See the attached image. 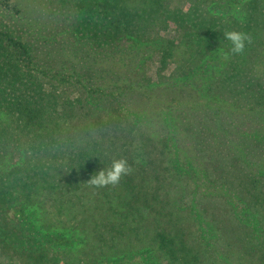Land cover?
Instances as JSON below:
<instances>
[{"label": "trees", "instance_id": "obj_1", "mask_svg": "<svg viewBox=\"0 0 264 264\" xmlns=\"http://www.w3.org/2000/svg\"><path fill=\"white\" fill-rule=\"evenodd\" d=\"M49 1L0 0L16 20L12 30L0 26V158L21 146L12 168L0 160L1 253L70 245L41 233L29 206L44 202L61 222L56 200L85 213L82 198L92 195L104 199L93 209L103 221L115 214L112 228L118 218L130 231L129 214L154 216L166 234L161 259L138 248L98 264H264V0H191L182 11L172 0L180 23L166 37L145 13L168 0ZM197 1L200 18L182 22ZM72 11L79 31L56 27V15L67 23ZM230 30L250 39L239 54L224 37ZM166 65L174 68L162 76ZM119 158L133 168L119 185L88 183ZM121 196L126 213L116 215L112 198ZM93 225L106 242V228ZM234 226L248 228L257 247L246 252Z\"/></svg>", "mask_w": 264, "mask_h": 264}, {"label": "rangeland", "instance_id": "obj_2", "mask_svg": "<svg viewBox=\"0 0 264 264\" xmlns=\"http://www.w3.org/2000/svg\"><path fill=\"white\" fill-rule=\"evenodd\" d=\"M151 0H135L136 4L150 2ZM48 2H50L48 0ZM172 0H168L163 3L159 7H155L151 5V10L147 11L145 14L147 17H151V21L154 22V28L157 27L158 30L163 37H166L169 33L170 27L174 23H180V19L175 16L174 11L172 10ZM191 0H178L175 2L176 7H179L180 11L181 7L186 8ZM192 10L190 13L181 18L182 22L192 23L195 18H200V9L203 7V3L201 1H197L192 4ZM140 9V8H139ZM194 10V11H193ZM12 11H7L6 9L0 7V26L7 25L8 30H12V26L15 25V19L11 15ZM158 15L156 16V13ZM69 13V12H68ZM71 18L66 23L65 20L67 17L59 16L58 21L55 24L56 27L66 26V30L72 28L78 30L81 25H78V22L82 19L81 15L75 14L73 11L70 13ZM156 16V19H155ZM149 17L147 19L146 24L149 25ZM203 27H206L203 26ZM79 31V30H78ZM192 34V33H190ZM13 35V34H12ZM157 37V35H153ZM160 39H164L158 36ZM160 43H162L160 41ZM170 65V63H169ZM169 65L164 66L165 69L162 70L159 68L158 73L162 76H166L170 73V71L174 68ZM150 67H155L156 65L151 63ZM154 73L153 71L151 72ZM10 125V121L2 120L1 128ZM10 133H13V130H10ZM21 146L12 143L6 150L5 155L0 158L5 165H8L9 169L13 167V163H10L11 152L17 149H20ZM25 161L24 156H22L23 163ZM165 208L163 212L168 213L171 212L172 209L166 202V197H164ZM113 200V205L116 207V215L121 213V211L125 214L126 209L125 201L123 200V196L115 197ZM82 202L86 206V212H82L71 202H68L67 205L63 204L61 201L56 200L53 205L56 208L54 214L56 216H63L61 222H54L49 215L53 214V210L49 213L46 209V204L41 201H34L30 206L28 212L33 216V223L36 225L38 230L43 234H61L64 237H67L71 240V244L68 246H57L52 250H45L36 252L34 254H29L23 251L22 248H8V252L1 253L0 251V264H98L102 259H115L122 257L124 254L129 252L142 249L149 248L152 250H156V257L159 258L162 253L160 250H164V248L160 249L159 241L166 239V234H161L156 232V227L151 225V222L154 216H145L143 218L133 217L132 215H128V221H132V229L129 231L128 223L124 226V221L116 218L115 227H111L110 220L113 215L108 216L104 221L102 216H100L95 210V208L101 207L104 205V199H98L96 201L92 195H87L84 199L82 198ZM107 210H110V206H107ZM110 212H112L110 210ZM107 213V211H106ZM77 214H81V217H78ZM186 217H176L175 220L181 223L180 220ZM4 223L3 221L0 224ZM100 224L104 229L106 228V242H99L94 238V235L89 232L88 224ZM93 225V226H94ZM230 225V224H228ZM233 235L238 239L242 240V244L245 246V251L249 252V249L253 247H257L254 244L253 238L248 230V228H237L234 226ZM187 240V248H191L192 250H196V247L193 244L191 238H189L186 234L182 236ZM130 238V239H129ZM167 238L171 239L170 233L167 234ZM256 243V242H255ZM13 252H20L22 254V260H18ZM158 252V254H157ZM7 256V257H5ZM160 257L159 259H161Z\"/></svg>", "mask_w": 264, "mask_h": 264}, {"label": "clouds", "instance_id": "obj_3", "mask_svg": "<svg viewBox=\"0 0 264 264\" xmlns=\"http://www.w3.org/2000/svg\"><path fill=\"white\" fill-rule=\"evenodd\" d=\"M224 37L231 44V54H239L243 52L245 42H250V39L246 34L235 30L226 31ZM228 58L229 54L225 53L224 59L227 60ZM132 172L133 168L128 163L127 159H114L109 167L92 175L88 183L95 188H105L109 186L115 187L119 185L123 177L131 175Z\"/></svg>", "mask_w": 264, "mask_h": 264}]
</instances>
